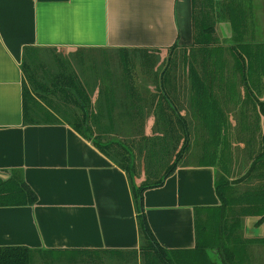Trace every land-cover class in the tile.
<instances>
[{"label": "crops", "instance_id": "obj_1", "mask_svg": "<svg viewBox=\"0 0 264 264\" xmlns=\"http://www.w3.org/2000/svg\"><path fill=\"white\" fill-rule=\"evenodd\" d=\"M251 1L254 24L246 35L257 44L264 42V0ZM191 15V0H0V177L7 178L11 171L19 170L37 194L36 202L30 205L0 206V246L123 251L136 250L140 245L137 210L125 171L69 124L23 123V48L55 47L65 55L84 48L110 51L136 48L156 50L162 55L176 41L175 49L182 50L193 42ZM215 30L217 36L232 39L228 22L219 21ZM224 44L229 48L233 43ZM175 49L169 52L171 56ZM228 62V72L220 80L214 81L207 75L201 77L217 101V105L202 108L215 109V115H224L228 143L210 151H204L202 143L198 161L179 162L161 185L143 194L147 223L156 242L166 249L193 248L195 209L220 204L214 189L218 168L212 165L215 159L212 152L216 150V161L229 164L232 179L239 178L245 172L233 175L232 162L239 149H235L231 133L259 128L262 135L264 131L256 100V96L264 100V85H256L260 89H247L241 69L236 67L240 60L234 58ZM108 70L103 73H112L111 77L108 75L111 81L106 89L112 91L113 103L109 104L108 97L100 96V84L86 87L92 91V103L96 105L99 100L102 108L100 136H134L131 131L140 130V126L143 135H153L155 115L142 122L148 103L140 94L150 97L151 86L145 82L136 84L133 79L118 82L116 72ZM167 81H160V87ZM171 82L176 113L170 115L167 112L170 107L164 106V110L167 108V117L181 116L187 130L179 132L171 128L170 133L188 134L189 143L191 122L186 118L195 116L206 133L213 128L201 119L193 78L174 75ZM184 102H188L187 106ZM107 106L113 107L109 114ZM153 112L157 114L155 109ZM161 118L163 115L158 114L157 119ZM161 129L164 130L162 126ZM245 151L247 155L250 153L246 147ZM206 213L202 211L203 216ZM258 218L244 217L245 237L263 236L264 224L258 226ZM249 248L250 252L259 253L253 256L251 264H264V243H254ZM89 261L87 264H94L93 260Z\"/></svg>", "mask_w": 264, "mask_h": 264}, {"label": "trees", "instance_id": "obj_2", "mask_svg": "<svg viewBox=\"0 0 264 264\" xmlns=\"http://www.w3.org/2000/svg\"><path fill=\"white\" fill-rule=\"evenodd\" d=\"M191 3L193 42L189 49L197 48L198 51L207 54L210 59L216 58L219 64L221 61L224 63L223 45L219 44L215 26L219 21L228 22L231 26L233 43L229 46V50L234 54L235 59L240 60L236 67L241 69L244 85L247 89L252 87L260 89L256 85H264V82H261V78H264V42L255 44L251 41L253 38L246 35L247 29L251 24H254L252 18L253 1L191 0ZM177 43L178 41L168 48L169 57L166 65L171 61L169 52L178 46ZM135 49L118 48L115 51L119 52L122 69L130 80L133 79L132 72H130V65L133 62L129 53ZM186 49L187 47L183 48V50ZM88 50L94 49L84 48L75 51L73 56L76 61L83 63L87 59L85 52ZM55 51V47L26 46L23 48L21 57V70L24 75L21 89L23 123L34 125L64 122L69 124L125 171L129 178L130 192L137 210L140 245L136 250L123 251L107 249L104 251L45 250L32 249L22 245L0 246V264H39L38 260L42 264H57L55 262L56 256H59L57 260L64 257L70 262H80L93 260L94 254L99 252L111 259L109 264H130V260L137 263V258H140V264H243L247 245L264 243V234L259 239H250L240 235L245 216H259L257 225L264 224V131L262 134L263 144L261 143L256 156L253 157L248 168L244 171L245 173L239 178L232 179L229 164L216 161L218 159L215 154L216 150L212 152V155L215 156L212 165L218 168L214 189L220 204L217 207L195 209L196 244L193 248L166 249L159 242H156L147 223L143 208V194L145 190L161 185L171 175L178 162L172 163L162 177L155 182L144 181L137 185L135 181L136 166L130 148L121 140L91 135V127L88 123L92 118L102 117V108L95 112L89 91L79 74L73 70L71 60ZM40 69H43L44 72L39 73ZM167 69L166 66L165 70L162 71L161 82L166 80ZM189 71L193 72L190 77L193 78L192 86L196 90L197 105L201 106L199 110L201 119L210 128H213L208 131L211 138L210 142L214 143L215 149L216 146L226 145L228 143V131L225 129L224 115L222 113L215 115V109L202 108L204 105H217L216 97L213 93H209L208 85L203 83L201 76L194 67ZM253 76L256 77L253 78ZM163 99L167 100L164 92L155 107V110L159 111V115H164ZM40 100L44 103H41ZM256 100L258 113L264 120V100H258V96H256ZM167 102L169 103L167 105L176 113L174 105L168 100ZM110 108L106 107L108 111ZM212 111L213 113H211ZM176 118L182 122L184 130H187L183 118L179 115H176ZM187 137L188 134L184 133L185 141L181 149L182 154L188 145ZM257 178L259 180L258 185H248L241 191L237 189L240 183ZM36 199L37 194L28 186L19 170L11 171L7 178L0 177V206L30 205L35 203ZM202 211H207L205 216L202 215Z\"/></svg>", "mask_w": 264, "mask_h": 264}, {"label": "rangeland", "instance_id": "obj_3", "mask_svg": "<svg viewBox=\"0 0 264 264\" xmlns=\"http://www.w3.org/2000/svg\"><path fill=\"white\" fill-rule=\"evenodd\" d=\"M264 3H262L263 5ZM264 8V6H263ZM216 27V26H215ZM216 31V30H215ZM216 33V32H215ZM217 36V33H216ZM219 44L224 43H230L231 40L223 39L219 36ZM186 50L182 49H175V51L172 53L171 56V61L167 64V60L169 57V54H164L162 55L159 54V52L156 50H152V52H148V50H138L135 49V51L130 52L129 55L131 56L133 64L130 65L131 71L132 72V78L133 81L138 83H147L148 85L151 86L150 88V97H146L143 93L140 92L142 97L144 96V99L148 104H145L146 109L144 112V119L142 122L147 121V117L149 115H155V123H156V129L155 133L153 135H143L142 132V127L140 126V130H136L134 128L133 133L134 136H120V137H115V136H108L106 138H111L115 139L118 141H122L125 143L133 153V158H134V163L136 166V184L138 185L139 183H142L144 181L147 182H155L156 180L160 179L163 175V173L169 168L172 163L177 161L178 163H187L189 161H198L199 156L198 153L201 148V144L203 143L204 145V151H210L212 148H215L214 143L210 142L211 138L209 137V134L203 131L199 127V122L196 119L195 116H191L186 118L188 122H191V126L189 130V143L188 147L186 148L187 151L184 155V157L181 159V149L184 144V134L183 133H178L177 135L175 133H170L171 130L175 131H184V126L182 122H180L177 118H170L167 117L168 113L171 115L173 114V109L171 110L170 108H165L164 110V118H161V120L157 119L159 111L156 109L157 114L152 113V110L154 111L156 107V103L159 100V98H162V93L164 92L167 100H171L170 103H172V96L174 95L173 88L171 86V79L175 75L177 78H187L192 76V71H189L192 67L195 68L196 71H198L199 75L203 77L204 75H207L210 77L212 80H220L221 75H224L226 71L228 72V68L226 66L229 65L228 60L233 59L234 60V54L229 51V48H225L222 46V53L223 56L226 59V62L224 61L223 64H219L218 61H216V58L210 59L207 54H205L202 51H198L196 48H190L189 46H186ZM53 52V51H52ZM55 52H58L59 54H62L63 57H66L70 59L72 63V68L73 70L79 74L81 80L83 81L84 84H86V87H91L95 86L96 84H100L99 90H101L100 96L102 95L103 97L105 96L108 97L109 104L110 101L113 103L112 99V91L107 90L106 86L108 84V81H111V72L114 71L116 72L115 75L118 76L117 81H129V78L125 73L122 71V65H121V59L119 54L115 51H110V50H101V51H94V50H88V52H85L86 55V60L81 63L77 62L76 59L74 58L73 53H69L67 55L64 54V51L62 50H57ZM187 52V53H186ZM186 53V54H185ZM90 54V55H89ZM51 55V54H50ZM49 55V57H50ZM45 56V55H44ZM205 57V58H203ZM74 58V59H73ZM187 58V59H186ZM189 58V59H188ZM231 58V59H230ZM237 59H235L236 61ZM167 66V74L165 76V79L168 80L165 84L164 87H160V77L162 75V71L165 70ZM232 67H229L231 69ZM109 69L108 73H103L105 70ZM43 69H40L39 73H43ZM224 73V74H223ZM110 77H109V76ZM110 79V80H109ZM89 91V96L91 98L92 91ZM163 91V92H162ZM114 92V91H113ZM122 92V90H120ZM123 93V92H122ZM101 96V97H102ZM53 99H55L54 96L51 95ZM40 99V98H38ZM167 100L163 99L162 100V106L169 107L167 105ZM41 103H44L42 100H40ZM99 100L96 101V105L93 104V108L95 112L97 110L99 111ZM92 102V100H91ZM192 102V101H191ZM188 103V102H187ZM186 103V104H187ZM169 104V103H168ZM184 102V105L187 106ZM114 105V104H112ZM109 107V106H108ZM102 110V109H101ZM111 110H113V107L110 108L108 112L111 113ZM167 110L168 113L165 111ZM200 117V116H199ZM102 118V117H101ZM101 118H92L89 121V125L91 127V135L95 136V132L99 133L101 135L102 133L99 132L98 130L100 129L99 127L103 126V124L100 122ZM153 121V120H152ZM169 121V123H168ZM173 122V123H172ZM105 124V123H104ZM165 126H164V125ZM161 126L164 128L161 129ZM174 126H177L179 128H174ZM108 127V125L106 126ZM98 131V132H97ZM229 133V132H228ZM177 138H175V136ZM231 138L233 139L235 149L236 147L239 149V152L234 156V160L232 164L233 168V175L234 176H240L249 166L251 163L252 159L254 156H256V152L261 147L263 137L261 135L260 129L256 128V130L252 131L250 129H241L239 131H234L231 133ZM262 143V144H261ZM243 147V149H242ZM245 147L248 148V151L251 150V153L247 155L245 151ZM247 151V152H248ZM238 155V156H237ZM192 156H195L192 159ZM258 178L253 179L248 182H242L240 183L239 186H237V189L240 191L246 188L248 185H258ZM248 183V184H246ZM241 236L244 235V225L241 231ZM254 243H251L247 245L246 248V253L244 255V263L243 264H251L253 262L252 259H254V255H258V251L254 250L250 252L251 249L249 247H252ZM261 256V253H260ZM59 256H56L55 259L57 264H87V261H67L66 258L60 257V260H57ZM111 259L107 257V255L102 254V253H97L94 254V264H109ZM89 261V260H88ZM39 264H42L40 260H38ZM91 261H89L90 263ZM141 260L140 258H137V263H134V260H130V264H140Z\"/></svg>", "mask_w": 264, "mask_h": 264}, {"label": "water", "instance_id": "obj_4", "mask_svg": "<svg viewBox=\"0 0 264 264\" xmlns=\"http://www.w3.org/2000/svg\"><path fill=\"white\" fill-rule=\"evenodd\" d=\"M259 219V218H258ZM258 221V220H257Z\"/></svg>", "mask_w": 264, "mask_h": 264}]
</instances>
